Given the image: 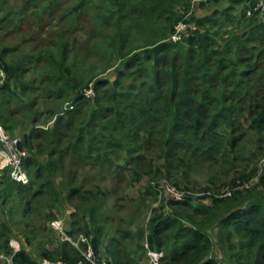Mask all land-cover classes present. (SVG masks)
Instances as JSON below:
<instances>
[{"label": "trees", "instance_id": "1", "mask_svg": "<svg viewBox=\"0 0 264 264\" xmlns=\"http://www.w3.org/2000/svg\"><path fill=\"white\" fill-rule=\"evenodd\" d=\"M106 1L118 7L125 4V0ZM258 1L133 0L129 9L135 25L146 34L144 45L122 52L126 60L116 77L98 79L95 94L82 90L70 109L58 112L53 128L16 137L18 150L29 151L23 160L29 182L14 180L11 168L0 171L1 205L18 200L30 218V210L39 209L41 216L43 209L62 203L64 197L77 199L81 219L72 221L67 232L73 236L81 231L89 241L79 249L57 238L54 248L41 247L39 258L92 264L83 254L91 245L96 261L101 262L100 247L108 230L91 220L107 199V189L101 184L88 187L87 176L77 180L76 172L65 176L62 190L56 191L52 172L65 174V158H56L62 152L54 145L62 143L63 151L82 162L83 169L100 170L113 161L111 155H119L122 159L115 164L121 167L126 161L124 168L135 169L133 179L140 180L144 174L159 178L163 169L167 176L181 170L187 173L195 157L213 160L212 167L238 164L245 159L249 137L251 161L259 160L253 167L251 161L233 167H238L236 177L225 183L228 189L233 187L230 196H218L224 192L212 186L201 188L205 193L197 198L186 195L183 201L165 196L154 210L148 233L141 228L139 237H147L150 247L165 251L160 264H226L218 259L221 252L226 258L232 255L236 264H264V166H260L264 159V11L255 10ZM180 22L188 24L187 34L173 41ZM6 52L0 43V68L5 73V78L0 75V115L4 119L3 93L15 92L12 82L22 72V61H9ZM59 65L68 76L54 87L70 96L81 89V83L73 70L65 69L63 60ZM157 158L163 161L160 167L154 164ZM246 184L250 187L234 190ZM185 188L191 186L184 184ZM208 198L211 203L206 205L202 201ZM197 199L201 203L194 206ZM107 234L113 236L108 246L113 263L106 261L143 264L125 259L113 246L120 237L111 230ZM11 237L12 229L0 219L1 264H41L25 248L15 251ZM247 250L252 253L250 262L243 260Z\"/></svg>", "mask_w": 264, "mask_h": 264}, {"label": "rangeland", "instance_id": "2", "mask_svg": "<svg viewBox=\"0 0 264 264\" xmlns=\"http://www.w3.org/2000/svg\"><path fill=\"white\" fill-rule=\"evenodd\" d=\"M132 1L125 0V4L118 7L106 0H0V43L7 51L6 58L9 61H22L20 78L12 82L15 92L3 93L6 100L4 107L6 119L0 115L2 133L14 153L18 149L16 137L21 139L25 134L53 128L56 125L58 112L70 109L73 99L78 97L82 90L87 94H95L94 85L98 79L116 77V71L123 68V62L126 60L122 52L128 53L139 44L144 45L146 34L135 25L134 16L129 9ZM119 33L123 38L118 35ZM118 38H120L119 42H117ZM121 43L122 48L119 46ZM62 60L65 69L67 66L73 70L75 79L81 83V89L73 91L70 96L59 94L54 87L55 83L62 84L68 76L67 71L62 70L59 65ZM242 124L243 127H248L245 119H242ZM2 133L0 132V149H4L1 143ZM64 136L65 133H62L63 138ZM39 141L40 139H37L35 142ZM245 146L248 148L243 152L245 159L238 161V164L231 162L212 167L215 163L213 160L195 157L187 173L181 170L167 176L163 169L164 174L159 178L153 179L155 176L144 174L140 180H134L135 169L126 170L124 168L126 161L121 167L115 164L122 159L119 155H111L113 161L106 163L100 170L97 168L91 170L88 167L83 169V163L69 157L66 151H63V144L59 143L54 145V148L62 152L57 154L56 158L59 156L65 158L63 169L65 174L58 172L52 174H56L54 177L56 191L62 190V183L67 180L68 174L72 177L76 172L77 180L81 181L87 176L88 187L101 184L107 189L104 205L91 219L95 226L102 225L108 229L100 247L102 259L101 262L96 261L94 250L90 245L88 251H83L88 260L91 259L96 264H110L106 260H112L113 263L108 253V246L112 243L113 236L107 233L111 230L114 236L120 237V241L113 242V246L125 259L128 257L143 264H150V250H153L163 252L161 263L165 251L150 247L147 237L144 239L139 237V231L144 228L146 234L148 233V224L155 208L163 204L165 196L169 197L166 185L170 183L184 191L187 188L183 189V185L187 184L191 189L186 191L185 195L190 194L194 198L203 195L205 192L201 188L208 186L218 188L219 193H226L218 196H230L229 192L233 187L228 189L229 184L225 185V183L236 177L239 166L251 161L250 150L253 147L251 138H247ZM24 151H26L24 157L28 156L29 151L27 149ZM43 154L49 156V151H44ZM45 158L47 159V156ZM153 160L156 167L162 166V159ZM258 160L259 158H255L254 163L251 161V166H255L253 164ZM236 165L238 167L234 170L233 167ZM260 166H264V159L261 160ZM176 181L182 187L178 186ZM210 181L213 182L212 185ZM153 182L157 183V187ZM158 187L161 188L162 193L157 191ZM248 187L250 184L235 186L234 190ZM195 201L194 206L201 203L198 199ZM202 202L208 205L211 203V198ZM78 204L77 199L64 197L62 203L57 202L51 209H43L41 216L38 215L39 209L35 213L30 210L31 217L28 218L27 213L21 211L23 205L20 201L9 200L5 206L0 202V219L12 229L11 247L15 251L25 248L41 264L48 260L39 258L41 247L54 248L59 243L57 238L68 241L72 246L80 249L81 243L88 241L86 235L81 231L73 236L67 232L72 226V221L81 219ZM44 214L50 216L45 218ZM58 221L61 222L70 239H65L61 230L54 226V222ZM246 253L243 260L250 262L252 253L250 250ZM217 256L226 264L237 263L232 255L226 258L221 252L217 253Z\"/></svg>", "mask_w": 264, "mask_h": 264}, {"label": "built area", "instance_id": "3", "mask_svg": "<svg viewBox=\"0 0 264 264\" xmlns=\"http://www.w3.org/2000/svg\"><path fill=\"white\" fill-rule=\"evenodd\" d=\"M255 10L264 11V0H259L257 2L255 6ZM248 13L251 14L252 10L249 9ZM187 29H188V24L184 22H180L176 26V32H174V34L171 36V40L180 41L187 34L186 33ZM0 75L2 76V78H5V73L2 68H0ZM0 132L2 133L1 125H0ZM1 140L4 143V149H0V156L3 155L6 160L3 164L0 163V171L4 170L5 168H11L10 174L14 180L22 182L24 184L28 183L29 175L23 167V157L24 155H26V151L24 150L20 151L17 149V152L14 153V151L8 146L9 142L3 133L1 134ZM15 142H17V139ZM154 186L157 187V183H154ZM157 191L159 193L163 192L160 187L157 188ZM166 191L169 192L168 195L169 197H171V199L175 201H183L186 198V195H185L186 191H189V190L182 191L181 189L168 183L166 185ZM225 194L226 193L224 192V195ZM229 194H231V192H229ZM54 226L58 228L59 230H61L65 239H70L69 235L64 231L61 225V222L59 221L54 222ZM162 255H163V252L150 250V257H151L150 264H160V259ZM89 261L92 264H96L91 259ZM43 264H68V263L62 260H58V261L45 260ZM78 264H83V263L79 262Z\"/></svg>", "mask_w": 264, "mask_h": 264}, {"label": "bare ground", "instance_id": "4", "mask_svg": "<svg viewBox=\"0 0 264 264\" xmlns=\"http://www.w3.org/2000/svg\"><path fill=\"white\" fill-rule=\"evenodd\" d=\"M5 160H6L5 157H4L3 155H1V156H0V163L3 164V163L5 162Z\"/></svg>", "mask_w": 264, "mask_h": 264}]
</instances>
